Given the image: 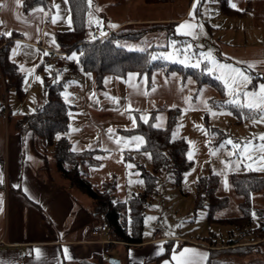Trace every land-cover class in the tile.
<instances>
[{
	"label": "crops",
	"instance_id": "0c3cea01",
	"mask_svg": "<svg viewBox=\"0 0 264 264\" xmlns=\"http://www.w3.org/2000/svg\"><path fill=\"white\" fill-rule=\"evenodd\" d=\"M204 2L205 0H196L197 7L193 9L194 0H183L177 13H168L165 16L152 14L122 20L112 19L111 24L116 25L112 27V30L130 24L162 23L170 24L173 37H187L178 34L176 28L186 20L196 24L194 22L196 14L200 13L199 10L202 9ZM231 2L236 4L233 8L228 0L231 8L243 13L225 14L220 10L217 2V9L222 17H225L224 20L219 17L218 22L222 20L229 25L234 21L232 19H239L238 21L241 22H237L238 24L242 21L258 19V27H264V0L260 10L263 12H256L257 0H231ZM51 3L50 10L37 6L28 13H23L22 0L19 5L15 0H0V33L11 32L10 36L2 34L0 36L11 40L9 58L17 64L20 71V66L23 65L24 72L33 69L32 72L39 76L38 71L45 64V49L56 50L43 45V41L46 40V29H50L52 34L56 31H64L57 29L58 14L53 10V0ZM139 5L142 9L150 10V6L142 0ZM90 7L86 13V28L98 26L88 23ZM190 11L193 12L191 17ZM53 16L56 17L55 23ZM47 17L49 21H46ZM209 21L207 19L208 26L211 22ZM210 27L218 26L211 24ZM195 30L196 28L192 29L194 32ZM245 38L240 40L228 35L222 39L217 38L215 42L219 59L224 58L253 77L252 84L248 85V89L252 90L258 82H264V30ZM13 49H16L15 54ZM67 56L70 54H65L62 66L53 68L55 73L61 70L60 79L55 82L64 83L63 93L67 91L72 94L70 97L72 103H67L70 107L69 112L73 114L69 116L68 123L71 128L69 127L67 133L71 148L72 150L75 148L74 151L86 149L102 151L99 155L100 163L89 168L88 178L96 185H100L102 181L114 174L116 176L115 196L119 201H123L137 192L128 191L127 164L130 161L126 160V154L132 156L130 152L139 151L140 147L137 148L136 145L139 143L141 146L143 143L132 141L130 138L142 136L136 133H124L125 130L136 126V112L139 117L137 107L145 103L148 105L154 98H161L159 100L168 102L170 107H167V110L179 108L176 102L185 99L186 92L180 87L178 79L167 78L162 71H155L153 73L155 75L152 74L149 86L145 76L129 77L128 73L125 77L108 74L104 77L102 86L98 87L94 73L82 70L78 59L68 60ZM245 62L257 63L250 69ZM23 71L21 72L24 77ZM86 73H90L91 76ZM105 78H108L107 82ZM65 85H68L67 89ZM34 87L36 92L32 101L33 105L30 106L35 108L44 99V89L40 86L37 90V85ZM203 91L207 95L206 99L212 103L216 90L205 87ZM10 93L5 89L0 76V173H2L0 240L5 242V244L0 243V264H85L95 255H101L107 260L109 257L117 258L119 264H165V262L176 264L173 253L180 257L181 251L185 248L195 249L198 254H206L195 256L192 253L185 254L193 256L196 264H206L209 243L204 239L153 233L147 237L143 236V243L139 246H125L122 243L102 244L95 241L90 230L104 223L102 218L91 214L88 198L64 186L65 181L54 171L50 157L43 156L35 150L32 133L30 131L20 133L14 129L10 121L29 111L25 104L27 100L20 101L18 97L14 98ZM92 93H95V96L90 99ZM111 97H117L118 100L114 101ZM62 98L65 102L63 95ZM3 104H6L8 108L6 118L1 115ZM129 112H132V117L129 116ZM133 119H135V126ZM167 120L168 112L164 123L159 125V128L165 127ZM154 125H157L155 121ZM109 129L113 131L109 133ZM238 232L234 234L232 231L230 237L234 239ZM104 237L109 239L108 233ZM243 238L244 241L251 239L248 235ZM225 243L215 241L216 245ZM115 245L122 249L117 255H112V246ZM166 246L171 247V253L158 260ZM65 247L68 249L70 259L65 256ZM106 247L109 249L108 253L104 252ZM36 249L40 250L39 253L35 251Z\"/></svg>",
	"mask_w": 264,
	"mask_h": 264
},
{
	"label": "trees",
	"instance_id": "16d2710c",
	"mask_svg": "<svg viewBox=\"0 0 264 264\" xmlns=\"http://www.w3.org/2000/svg\"><path fill=\"white\" fill-rule=\"evenodd\" d=\"M52 0H22V11L28 13L40 6L45 10L51 9ZM145 4H164L173 0H142ZM192 1V0H188ZM219 8L228 15H240L243 12L231 8L228 0H217ZM71 28L56 31L53 34L56 50L69 54L78 52V63L82 70L94 73L96 84L102 86L104 77L108 74L125 77L134 72L138 76H147V85H151L152 74L162 71L166 76L177 73L181 82L192 77L197 87L209 85L221 95L223 86L208 73L199 68L183 66L172 62L151 60L150 57L159 46H151L144 51L129 49L122 45L123 40L137 39L141 32L121 30L113 32L102 41L89 42V29L86 28V13L90 7V0H67ZM156 24V23H155ZM159 24V23H157ZM172 36L170 24H165ZM121 40V41H120ZM12 42L8 37L0 36V76L6 90L14 89L17 97L25 95L23 89V74L17 64L9 58ZM57 45L59 47H57ZM52 67V66H51ZM55 73V68H54ZM44 99L33 111L24 113L10 121L14 129L20 133H32L35 150L51 159L53 169L65 181L64 186L77 192L90 201V211L94 217H101L106 225L110 244L122 243L125 246H139L143 243L144 215L146 206L158 194L159 179L163 173H169L172 183L179 186L183 174L189 169L191 162L186 157L187 142L182 137L172 138L171 131L176 123L179 108H170L168 120L163 128L154 127V112L150 113L147 122L142 121L136 112V126L125 130L126 134H139L144 142L139 151L149 154L151 170L134 161L126 154V160L134 163L143 182V189L131 194L123 201L115 197V180L112 175L96 185L87 176L91 166L100 163L98 149L74 151L67 133L69 129V105L64 102L62 93L63 82H54L43 76ZM215 107L227 108L237 122L249 120L258 116L249 110L234 105L212 103ZM209 132L219 137L223 136L220 129L208 127ZM59 134V139L57 135ZM220 178L216 173L209 172L201 175L194 187L195 208L205 207L207 219L210 222L233 225L238 231L248 227L245 235L251 237L249 241L235 242L231 237L223 245H216L208 236L204 238L209 244L206 264H264V219H259L256 227L252 224L251 195L264 188V176L256 171L233 172L229 176L232 191L242 199L239 202L240 214L233 217H219L217 212L228 204L226 195H218ZM172 241V240H171ZM171 247L166 246L158 257H167ZM157 261V260H156ZM85 264H110L101 255H95Z\"/></svg>",
	"mask_w": 264,
	"mask_h": 264
},
{
	"label": "rangeland",
	"instance_id": "374dc122",
	"mask_svg": "<svg viewBox=\"0 0 264 264\" xmlns=\"http://www.w3.org/2000/svg\"><path fill=\"white\" fill-rule=\"evenodd\" d=\"M140 0H91L90 12L88 14V23L96 24V19L102 22L107 29H112L109 27L112 19L122 20L127 18H137L144 17L146 15H155V16H165L168 13H177L180 10V6L183 4V0H174L172 3L167 5L163 4H150V10L142 9L139 5ZM58 5V7H57ZM262 0H257L256 3V12L260 11L262 8ZM217 0H205L199 14H196L194 22L196 25H202L203 33L199 27L196 28L195 33L197 35L194 37H178V36H169L167 32L169 29L166 28L165 24H130L117 28L114 32H120L121 30L141 32L137 39L134 40H123L122 45L126 46L129 49L138 50V49H147L151 46H159L161 49H157L154 53L157 56V59L160 61H166L160 58L161 53H166L171 51L169 48L168 42L170 40H177L181 42V46L184 44H192L190 54H194L193 62L195 58H198L200 51L207 52L208 49H212L213 55L222 63L231 64L236 67L233 63L223 59H219V53L217 44L215 40L217 38H225L228 35L236 39H246L251 34L257 31H263L264 27H258V19H252L248 21H242L238 24L239 19H232V23L227 25L222 20L218 22V18L222 17L221 13L217 9ZM155 8V9H153ZM50 10V9H49ZM53 10L58 14L59 27L60 30H68L71 27L69 24V8L68 3L65 0H53ZM50 12V11H48ZM263 12V11H260ZM51 15V13H49ZM91 14V17H90ZM207 19L210 20L208 26ZM224 20V19H223ZM236 20V21H235ZM235 22V23H233ZM256 23V24H255ZM217 25L218 27H210V25ZM89 29V28H88ZM46 40L43 41V45L49 48H56V45L52 43L53 34L50 29H46ZM121 41V40H120ZM215 45V46H214ZM72 51L69 54L71 55ZM153 54V53H152ZM181 59L183 58V52L181 51ZM45 61V57H44ZM172 62V61H167ZM43 68L38 71L39 76L43 80V76H47L50 80L55 81L57 75L61 74V70L57 73H54V68L48 62H44ZM179 65H183L179 62H172ZM207 62H202V65L199 69L202 71L206 66ZM46 66H50L46 71ZM189 67H191L189 65ZM238 68V67H237ZM205 72V71H204ZM23 77V89L25 95L20 101H25L29 112L33 111L34 106L32 101L35 92L36 86L38 88L43 87V83L35 79V72L29 73L24 72ZM208 73V72H206ZM210 76L215 78L222 86L224 90V95H221L219 92L214 91L213 94L214 100L212 103L232 105L225 103L229 99V96L226 94L223 83L216 78L217 74H210ZM27 77V79H26ZM167 78H176L180 83V87L185 90L186 97L190 98L188 100L181 99L179 102H176L177 107L180 108V112L176 117V123L171 131L172 138L182 137L187 142V153L191 150L193 152V158L190 160L191 165L189 169L183 174L181 183L179 186H176L172 183L171 176L169 173H163L159 179L158 194L153 197L151 202L146 206L145 215H144V229L143 236L147 237L146 233L152 235H175L182 236L192 239H200L211 236L213 240L217 243L226 242L229 239L231 232L234 234L237 233V228L229 224H221L217 222H210L207 219V211L205 207L195 208L194 206V187L197 179L209 172L216 173L219 178V188L218 195H226L228 198V204L225 208L217 212L219 217H233L240 214L239 202L241 197L235 194L229 182V176L233 172L239 171H248L245 165L248 163L246 159L241 158L238 161L236 155L230 156L229 153L232 152V145L225 144L224 148H220L221 143L231 139L234 143L243 145L246 141H252L253 144L264 143L259 139L261 133H264V123H253L255 119L259 121V115L255 118L245 120L242 122H237L235 116L225 107H215L211 102L206 99L207 95L200 92V89L205 87H211L209 85H202L197 87L196 81L191 77L192 83H189V77H187L183 82H181V76L173 73ZM123 82V80L121 81ZM261 83L258 82V84ZM213 88V87H211ZM249 90V89H248ZM14 98L17 97L14 89H9ZM204 92V91H203ZM200 97V99H197ZM161 98L152 99L149 104L146 103L143 106H138L137 111L139 118L147 116L150 117V113L153 110L154 121L156 124L162 125L164 123L167 107H170L166 100H159ZM178 99V97H177ZM183 100L185 102H183ZM241 100L243 96L241 95ZM204 101L207 102V106L217 113V115H212L207 108L205 107ZM185 109H187L185 111ZM223 110L224 114H220ZM231 113V114H228ZM132 117V112L128 113ZM157 117H160V120H157ZM15 119V118H13ZM12 119V120H13ZM141 119V118H140ZM142 120V119H141ZM144 121V120H142ZM124 124V122H121ZM181 125V127H177ZM203 126V130L199 126ZM208 127L217 128L222 130L223 136L219 137L216 134L210 133ZM176 132L175 137H173V132ZM189 141L192 144H189ZM210 149L216 151L215 154H212ZM134 161L141 163L147 170H151V160L149 154L145 151H133L130 152ZM258 156L259 153L257 152ZM189 160V159H188ZM231 161L232 167L229 169L225 162ZM239 162V168L235 167V164ZM128 165H133L129 167ZM254 168H258L259 164L254 163ZM259 172L264 176V170H251ZM89 169L87 170V176ZM225 174L227 175L228 187L224 186ZM112 176V175H111ZM115 185H116V176L113 174ZM127 180H128V191L130 192H139L143 189V182L139 176L137 169L135 168L134 163L127 164ZM116 189V186H115ZM136 192V193H137ZM116 195V190H115ZM116 197V196H115ZM251 206H252V215L253 216L252 224L250 228L256 227L259 223V219H264V188L258 192L252 193L251 195ZM155 217L154 220H149L145 222L146 217ZM248 227L242 229V231L247 232ZM148 234V235H149ZM238 236V234H237ZM237 236L235 238H237ZM175 238V237H170ZM242 238V240H240ZM239 241L242 242L245 239L240 237ZM205 241V240H204ZM122 247L115 245L112 246V255H117L120 252Z\"/></svg>",
	"mask_w": 264,
	"mask_h": 264
},
{
	"label": "snow or ice",
	"instance_id": "6c2138e0",
	"mask_svg": "<svg viewBox=\"0 0 264 264\" xmlns=\"http://www.w3.org/2000/svg\"><path fill=\"white\" fill-rule=\"evenodd\" d=\"M16 4H20L21 0H15ZM65 2H67V0H65ZM91 2V0H90ZM229 3L231 5V7L235 8L236 4L232 3L231 0H229ZM58 7V5H57ZM193 9H195L197 7L196 4V0H194V3L192 5ZM35 11V10H34ZM42 11V9H41ZM189 16H193V12H189ZM91 17V14H90ZM53 22H56V17L53 16ZM90 23H91V18H90ZM69 24H71V19L69 18ZM96 24L98 26H102V22L99 20H96ZM109 27H116V25L114 24H110ZM199 27L201 29V33H203V27L202 25H196L193 23H190L189 21H184L181 24H179L176 28V32L178 34L184 35V36H192L195 38V36L197 35V33H195L194 31H192V29ZM2 35L5 36H10L11 32H3L0 33ZM102 35H104V33H101ZM93 39H95V37H92ZM52 43L55 44V40L53 39ZM17 44H19V41H17ZM168 46L169 48H171L172 50L166 53H161L160 54V58L164 59L166 61H172V62H179L181 64H184L185 66H191L193 68H200L202 65V62L206 61L207 64L206 66L203 68V70L205 72H208L210 74H217L216 78L218 80H220L223 85H224V89L226 91V94L229 96V99L227 101H225V103L228 104H232L234 106H237L241 109H247L249 110V112H252L254 115L258 114L259 115V121L257 120H253V123H264V82L259 83L258 85H254L252 90H248V85L252 84L253 82V77L249 74H246L244 71H242L240 68L234 67L231 64H227V63H222L219 60L216 59V57L213 55L212 53V49H208L207 52L205 51H200L199 52V56L198 58H195V61L193 62L194 59V54H190V50L192 48V44L188 43V44H184L181 46V42L177 41V40H170L168 42ZM57 47H59L57 45ZM140 51H144V49H138ZM181 51L183 52V58L181 59ZM16 49H13V53L15 54ZM45 55H47V52H45ZM68 60H73V59H78L77 57V53L73 52L70 56L66 57ZM157 59V56L155 53H153L150 57V61L151 60H155ZM247 63L248 67L254 68L255 64L257 62H245ZM21 67V71L24 70L23 65L20 66ZM35 67V66H34ZM50 66H46V71L48 70ZM29 73H32L33 69H28L27 70ZM86 75L91 76L90 73H86ZM129 77L132 76H137V73H129L128 74ZM155 75V74H153ZM173 76H175V73H173ZM27 79V77H26ZM35 79L37 81H40L41 83H43V80L41 77L36 76ZM60 77L59 75H57L56 80H59ZM108 78H105V82H107ZM147 79V76L145 75V80ZM55 82V81H54ZM192 79L191 77H189V83H192ZM75 83V82H72ZM68 85H65V88L67 89ZM200 92L203 93V89H200ZM62 95L64 96L65 99V103L71 104L72 100L70 99L71 97V93L65 91L64 93H62ZM105 95H107V93H105ZM241 95L243 96V100H241ZM95 96V93H92V95L90 96V99L93 98ZM111 99H113L114 101L118 100L117 97H111ZM186 100L190 99L188 97L185 98ZM197 99H200V97H197ZM98 102V101H97ZM205 103V107L207 108V110L212 114V115H217V113L215 111H213L211 108H209L207 106V102L204 101ZM173 107H175L173 105ZM129 108H131V105H129ZM187 109H185L186 111ZM220 114H224L223 110H221ZM231 114V113H228ZM73 114L71 112H69V116L71 117ZM142 120H144L145 122L148 121V117L147 116H141L140 117ZM160 117H157V120H160ZM133 125L135 126V119H133ZM71 128V125L69 126ZM154 127H159V124L154 125ZM177 127H181V125H178ZM201 127V129L203 130V126H199ZM109 133H111L113 130L109 129L108 130ZM176 132H173V137H175ZM57 138L59 139V134L57 135ZM119 139H124V138H119ZM132 141H139L140 143H143V137L137 136V137H131L130 138ZM259 139L261 141H264V133H261L259 136ZM189 144L191 145L192 142L189 141ZM225 144H231L232 145V152L229 153L230 156L232 155H236L237 153H239L237 159L238 161L241 160V158L246 159L248 161V163L245 165L248 169L250 170H264V143H260L258 145L253 144L252 141H246L243 145L234 143L231 139H228L226 141H224L223 143H221L220 148H224ZM137 148L140 147V144L138 143ZM75 150V148L73 149ZM210 151L212 152V154H215L216 151H218V149L212 150L210 149ZM259 153V155L257 156L256 153ZM188 159L191 160L193 158V152L190 150L187 153ZM227 167L229 169H231L232 167V162L231 161H227L225 162ZM254 163H258L259 167L258 168H254ZM129 167H133V165H128ZM240 163L237 162L235 164L236 168H239ZM101 167H103V165H101ZM0 182H2V173H0ZM224 186L225 188L228 187V180H227V175L225 174V178H224ZM117 187H119V184H117ZM0 203H2V201H0ZM253 216L255 217V213H253ZM155 217H146L145 218V222L147 223L149 220H154ZM149 233H146V235H148ZM162 250V249H161ZM37 253H39V249L35 250ZM64 253L66 258H71L68 255V249L65 247L64 249ZM187 253H192L193 256L195 255H206V254H198L196 253L195 249H188L185 248L181 251L180 253V257H177L175 255V253H173V259L176 261V264H196L195 260L193 259V256H186L185 254ZM165 264H167V262H165Z\"/></svg>",
	"mask_w": 264,
	"mask_h": 264
},
{
	"label": "built area",
	"instance_id": "2783aa9c",
	"mask_svg": "<svg viewBox=\"0 0 264 264\" xmlns=\"http://www.w3.org/2000/svg\"><path fill=\"white\" fill-rule=\"evenodd\" d=\"M46 21H49V17L46 18ZM102 32L104 33V35L101 34ZM113 32L114 30L107 29L104 26L90 27L89 42L102 41L106 37H108L110 34H112ZM92 37H95V39H93ZM45 52H47V55H45V61L48 62L52 67L58 68L62 66L64 58H65L64 52L59 51V50H51V49H45ZM7 114H8V108L6 104H3L1 115L6 118ZM0 186H1V182H0ZM106 233H107V228H106L105 223L94 226L90 230V234L94 238L95 241L100 242L102 244L114 242L104 237ZM243 236H245V232L240 230L238 232L237 238H234L233 240L235 242H239L240 237H243ZM0 243L5 244V242L2 239L0 240ZM104 252L108 253L109 249L107 247L104 248Z\"/></svg>",
	"mask_w": 264,
	"mask_h": 264
},
{
	"label": "water",
	"instance_id": "95a60500",
	"mask_svg": "<svg viewBox=\"0 0 264 264\" xmlns=\"http://www.w3.org/2000/svg\"><path fill=\"white\" fill-rule=\"evenodd\" d=\"M108 263L110 264H119V260L117 258L109 257Z\"/></svg>",
	"mask_w": 264,
	"mask_h": 264
}]
</instances>
